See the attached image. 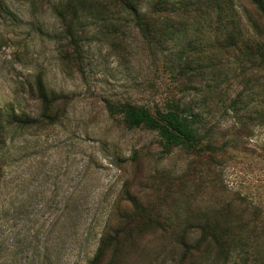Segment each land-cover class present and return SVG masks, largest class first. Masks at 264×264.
<instances>
[{"label": "rangeland", "instance_id": "1", "mask_svg": "<svg viewBox=\"0 0 264 264\" xmlns=\"http://www.w3.org/2000/svg\"><path fill=\"white\" fill-rule=\"evenodd\" d=\"M57 1L0 0V110L13 108L38 119V75L67 97L58 121L39 120L7 141L0 264H87L107 225L130 207V196L144 205L224 201L264 212V125L250 123L233 135L234 118L225 106L242 85L230 79L233 59L228 46L216 41L225 36L216 34L215 14L196 18L195 27L185 16L165 12L158 19L161 33L182 32L158 42L150 41L131 15L89 18L71 40L51 10ZM150 2L144 0L145 9ZM222 2L224 9L232 2L238 12L262 18L247 0ZM184 24L194 29L183 30ZM73 43L78 55L69 47ZM185 61L200 62L205 71H185ZM210 64L219 69L214 87L208 82ZM173 97L199 115L194 119L201 132L209 131L219 144L236 140L215 176L206 172L204 160L182 149L165 153L156 131L128 128L106 108L130 102L153 109ZM169 244V237L152 230L134 251L120 253L116 264H177L180 250Z\"/></svg>", "mask_w": 264, "mask_h": 264}, {"label": "trees", "instance_id": "2", "mask_svg": "<svg viewBox=\"0 0 264 264\" xmlns=\"http://www.w3.org/2000/svg\"><path fill=\"white\" fill-rule=\"evenodd\" d=\"M143 3L144 0H58L51 10L61 22L64 35L71 40L75 39L77 28L83 29L84 19L110 21L115 15L128 14L152 42H158L161 36L173 38L182 32L174 29L173 33H161L158 19L163 18L165 12L185 16L195 27L199 24L196 18L202 20L214 13L216 34L225 36L223 41L216 36V41L220 46H228L233 59L234 73L230 79H239L242 85L233 97H228L225 106L234 118L233 135L237 137L247 130L250 123L264 125V0H247L262 17L260 21L246 10L245 14L238 12L232 2L224 9L222 0H151L146 9ZM176 25L182 26V23ZM186 28L188 24L182 27ZM69 47L74 48L75 55L80 52L78 43ZM182 65L185 71H205L200 62L193 65L185 61ZM209 67L208 82L214 87L219 69L215 64ZM180 69L181 66L176 73H180ZM34 88L41 105L38 119L13 108L0 110V184L10 158L7 141L24 128L35 127L39 120L55 123L65 109L67 97L47 87L39 75L34 79ZM193 88L200 93L199 88ZM106 108L112 116H121L128 128L156 131L165 153L182 149L193 158L204 160L206 172L211 170L214 176L227 148L237 147L234 138L219 144L209 131L201 132L194 119L199 115L181 98H169L163 107L153 109L130 102L107 103ZM214 176L210 177V182L216 189ZM129 201L130 207L118 215L117 223L107 225L87 264H116L120 253L128 255L134 251L139 238L152 230L169 237V246L172 243L173 249L180 250L177 264H227L233 258L236 264H264V212L261 208L244 203L230 205L224 201L208 205H144L133 196ZM108 255V261L103 263Z\"/></svg>", "mask_w": 264, "mask_h": 264}]
</instances>
